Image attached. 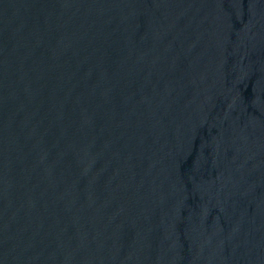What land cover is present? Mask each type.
<instances>
[{
	"label": "water",
	"instance_id": "obj_1",
	"mask_svg": "<svg viewBox=\"0 0 264 264\" xmlns=\"http://www.w3.org/2000/svg\"><path fill=\"white\" fill-rule=\"evenodd\" d=\"M264 48V0H0V264H193Z\"/></svg>",
	"mask_w": 264,
	"mask_h": 264
}]
</instances>
